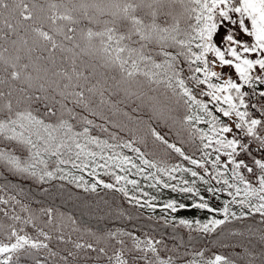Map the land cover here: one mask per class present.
<instances>
[{
  "label": "snow or ice",
  "instance_id": "6c2138e0",
  "mask_svg": "<svg viewBox=\"0 0 264 264\" xmlns=\"http://www.w3.org/2000/svg\"><path fill=\"white\" fill-rule=\"evenodd\" d=\"M0 193V264H264V0H0Z\"/></svg>",
  "mask_w": 264,
  "mask_h": 264
},
{
  "label": "trees",
  "instance_id": "16d2710c",
  "mask_svg": "<svg viewBox=\"0 0 264 264\" xmlns=\"http://www.w3.org/2000/svg\"><path fill=\"white\" fill-rule=\"evenodd\" d=\"M179 159L182 160V158H179ZM177 175H179V173H177ZM184 178H190V174H185ZM24 186L27 188L28 184L25 183ZM146 190H149V189H146ZM149 191H152L154 195L156 194L154 190H149ZM163 191L168 192L170 190H163ZM0 194H2V193H0ZM224 198H228V197L225 196ZM145 199H147V198H145ZM161 202H163V198L161 199ZM124 206L128 207L131 210V206L127 205L126 201L124 202ZM153 213H154V215H153ZM167 214L168 213L163 212L160 208H156L153 210L141 209L139 215H137L136 212L133 211V213H132L133 218L131 220L125 219L124 221H116L115 223H116V226L124 227V228H126V230H137L134 226L139 225V224H144V225H147V231L150 234H156L158 236L159 232L154 231V229L152 227V226L156 225V226H159V228L165 232V239H169V237L173 236V235H178V236H183L185 241H187V237H188V230L187 229L181 228L178 226L177 229L175 231H173V229L170 226L164 225L163 220L156 219V217L164 216ZM149 215H153V219L151 221H149L147 219V217ZM206 215H208V214H206V213L205 214H199L197 218L204 219ZM137 234L139 235L140 231H138ZM196 235H197L196 233H193V236H196ZM199 237H200V239L198 241H194L191 250L194 251L197 249V247L203 246V243H202L203 242V233H200ZM169 243H171V240H169ZM208 243H209V246L214 251L219 250L221 252H224L225 254H231V249L220 248V246L218 244H215L212 242L211 238L208 239Z\"/></svg>",
  "mask_w": 264,
  "mask_h": 264
},
{
  "label": "rangeland",
  "instance_id": "374dc122",
  "mask_svg": "<svg viewBox=\"0 0 264 264\" xmlns=\"http://www.w3.org/2000/svg\"><path fill=\"white\" fill-rule=\"evenodd\" d=\"M249 26H250V24H249ZM249 42H251V38H249ZM247 55L249 56V58H252V59H254L256 57V54L255 53H250V54H247ZM220 82H222V80ZM246 87L247 86H245V88ZM158 130H160L162 133H166L167 132V129L163 125H161ZM121 135H123L125 137H128V134L127 133H121ZM117 202L119 203L120 201L118 200Z\"/></svg>",
  "mask_w": 264,
  "mask_h": 264
}]
</instances>
